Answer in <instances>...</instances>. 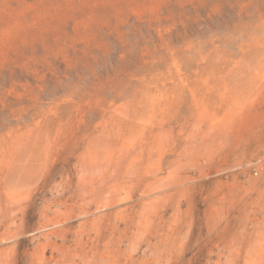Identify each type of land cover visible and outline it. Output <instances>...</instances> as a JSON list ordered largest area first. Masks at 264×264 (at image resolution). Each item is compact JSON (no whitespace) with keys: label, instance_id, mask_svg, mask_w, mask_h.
I'll return each instance as SVG.
<instances>
[{"label":"rangeland","instance_id":"rangeland-1","mask_svg":"<svg viewBox=\"0 0 264 264\" xmlns=\"http://www.w3.org/2000/svg\"><path fill=\"white\" fill-rule=\"evenodd\" d=\"M0 264H264V0H0Z\"/></svg>","mask_w":264,"mask_h":264},{"label":"bare ground","instance_id":"bare-ground-1","mask_svg":"<svg viewBox=\"0 0 264 264\" xmlns=\"http://www.w3.org/2000/svg\"><path fill=\"white\" fill-rule=\"evenodd\" d=\"M151 100V99H150ZM149 100V101H150ZM13 195H14V193H13ZM16 195V194H15ZM157 197H159V196H157ZM154 199V198H153ZM147 203V202H146ZM150 204V203H149ZM152 204V203H151ZM147 206V205H146ZM150 209V208H149ZM84 223H86V222H84ZM70 231V230H69ZM91 250V249H90ZM6 251V250H5ZM87 251V250H86ZM99 255V254H98ZM5 256V255H4Z\"/></svg>","mask_w":264,"mask_h":264}]
</instances>
